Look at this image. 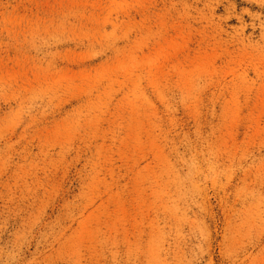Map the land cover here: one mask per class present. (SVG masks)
<instances>
[{"label":"rangeland","instance_id":"rangeland-1","mask_svg":"<svg viewBox=\"0 0 264 264\" xmlns=\"http://www.w3.org/2000/svg\"><path fill=\"white\" fill-rule=\"evenodd\" d=\"M0 264H264V0H0Z\"/></svg>","mask_w":264,"mask_h":264}]
</instances>
